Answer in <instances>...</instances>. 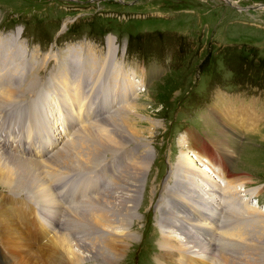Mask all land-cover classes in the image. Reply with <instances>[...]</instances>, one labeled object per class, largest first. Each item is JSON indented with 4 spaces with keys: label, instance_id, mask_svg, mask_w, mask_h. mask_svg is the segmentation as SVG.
I'll use <instances>...</instances> for the list:
<instances>
[{
    "label": "rangeland",
    "instance_id": "rangeland-1",
    "mask_svg": "<svg viewBox=\"0 0 264 264\" xmlns=\"http://www.w3.org/2000/svg\"><path fill=\"white\" fill-rule=\"evenodd\" d=\"M91 1L0 0V142L13 147L0 149L18 158L44 161L57 150H66L64 146L72 141L75 147H83L78 155L72 152L75 162L71 167L65 164L55 170L42 165V177L59 204L52 212L32 188L19 183L13 194L0 184V203L13 221L32 243L25 225L29 222L34 228L39 217L60 224L58 230L69 221L71 230L66 226L62 230L72 235V240L78 238L74 234H86L85 218L75 210L97 214L100 209H112L120 194L130 192L132 182L123 184L118 192L112 178L145 147L150 157L142 165L145 174L138 182L125 225L131 240L123 244L119 259L111 264H197V257L198 261L178 258L176 247L169 248L164 242L165 224L159 207L168 199L165 188H175L172 176L181 167L178 159L206 146L213 153L212 164L228 170L218 183L224 186L223 181L233 176L234 187L220 194L233 224L238 230H262L264 116L255 105L264 112V0ZM218 87L227 95L236 94L235 100L224 106L227 97L220 96ZM9 89L13 94L3 98L2 93ZM254 95L256 103L254 99L246 103L236 100L241 96L247 101ZM133 100L135 105L129 107ZM251 103L258 115L252 113L254 121L259 119L256 127L246 131L234 123L227 125L224 117L230 119L236 108L252 107ZM112 116L135 127L136 138L130 136L113 151L103 147L98 157L91 156L85 163L80 155L88 156L92 147L80 143L94 145V134L105 129L114 132V122H107ZM222 126H227L228 135L216 133ZM231 127L237 130L235 135L230 133ZM77 130H83L80 136ZM209 137L229 138V161L221 158ZM199 154L195 159L202 161V166L198 165L203 169L202 157L208 154ZM96 178L97 184L86 181ZM256 196L259 202L253 200ZM217 204L215 201L212 208ZM19 208H23L27 223L16 212ZM101 215L111 216L109 211ZM221 237L222 232L217 246L222 244ZM3 240L0 233V251L11 262ZM263 247L264 241L258 246L264 264ZM216 251L214 248L211 263L217 260ZM167 254L176 262L166 260ZM2 258L0 253V264H5Z\"/></svg>",
    "mask_w": 264,
    "mask_h": 264
},
{
    "label": "bare ground",
    "instance_id": "bare-ground-1",
    "mask_svg": "<svg viewBox=\"0 0 264 264\" xmlns=\"http://www.w3.org/2000/svg\"><path fill=\"white\" fill-rule=\"evenodd\" d=\"M12 94L13 90L9 89L2 93V97L9 99ZM134 101L135 100L130 103L129 107L133 103L135 105ZM251 104L252 107L248 105L246 108H236V111L232 113L234 114L233 117L230 119H226V117L223 118L222 113L221 117L227 125H232L234 123L235 125L241 126L242 129L248 131L249 129L256 127L259 122V119L257 122L254 121L252 113L255 115L256 113L253 110L254 104ZM124 115L125 114L123 113L122 116L124 117ZM110 120L114 122V124L112 123V126L115 127L113 130L114 132H108L105 129V131H102L99 134H94L97 138V140L91 139L95 142L94 145L85 142L80 143H84L86 148L92 147V149H90L87 153L88 156L80 155V158H82L85 163L90 162L91 156L98 157L103 151L99 152V150L103 147L113 151L114 148L117 149L121 147L120 145L123 144L124 141L129 140L130 136H134L133 138H136L135 136L137 134V130L135 127L133 129L130 126H127L123 120L115 118L114 116L107 119V122L109 123ZM232 127L230 133L235 135V131L237 132V130L235 128H233V130ZM227 131H229L227 126H222V128H219L216 133L220 136L224 134L228 135L229 132ZM82 132L79 133L77 130L76 134L79 133L80 136ZM228 139H215L209 137V141L215 145V149L222 153L221 158H226L227 161H229L232 157V153L228 151L226 153V148H228ZM79 141L80 139L78 142ZM73 143L74 141L66 144L64 146L67 147L66 150H57L56 154L54 152V155L51 154L44 161H30L18 158L16 156H11V154L7 152L5 153V151L0 149V184L9 188L13 194L14 189H17V184L19 183L27 186L28 188H32L34 193L43 199L44 205L48 206L52 212L56 209L57 205L59 206V204L53 198L47 183L42 177V165L44 164L47 168L50 166L55 170L63 168L65 164H68V166L72 164L71 166H73L75 160L72 159V152L74 151L76 155H78L79 153L77 152H79V149L83 148L80 146V148H77L73 145ZM145 150V147L144 149H140L136 155H134L133 158L126 163L122 170L112 178L113 183L115 185L118 184V186L114 188L115 190H118V192L122 189L123 184H126V182L130 180L132 181L129 184L131 187L130 192L120 194V196L117 197L118 202H114L116 206L114 205V207L110 210L100 209L97 214L95 212L82 211L80 208L75 210L76 213H80L79 215L85 218V222L88 227V232L86 234H74L75 237H78L77 239L73 238L74 240H72L70 239V236L72 235L66 233L65 231L64 233L66 234L63 233V226H66L69 230H71L69 225L70 222H65L63 220V226L55 235L50 236L49 238H47L46 234L43 235L44 238L46 237L43 244L39 241L38 243H32L25 237L19 225L13 221V218L6 211L3 204L0 203V225L2 226L0 233L3 234V243L7 247V249H5V253L7 254L10 252L11 255V262H8V264H12L13 259H15V264H80L81 262L83 263L84 260L97 261L96 264H111L119 259L121 251L123 250V244L131 240V238L126 235L127 229L125 225L127 224V216L130 213L129 210L135 202V197L138 191V182L145 174L142 165L144 164L145 166V162L148 163L147 161L150 157L149 151ZM196 151L193 153L194 156L191 155L194 159H192L189 155H183V159H178V165L180 164L181 167H179L172 176V182L174 183L173 185L175 188L166 187L164 190L168 199L166 201L164 200L161 203L162 205L159 207L161 208L159 209L162 217L161 220L165 224L163 229L164 242L170 245L169 248L176 247L175 249L178 252V258H187V256L193 258L191 253H194V255H196L195 257L199 259V261L197 260V264H263V261H261L263 259L259 257L261 251L258 249V246L264 241V226L262 228L260 227L262 230H258L257 228H248L245 231L244 229L238 230V225L233 224V219H231L227 213L228 210L225 209L223 204H221V200L223 199H220V194L225 192L226 189L228 192L230 187H234L235 183L232 179L233 176L231 177V175H229L231 179L223 181L225 183L224 186L223 184H220V182L218 183V181L224 178L223 173L228 171L227 168H221L222 172L220 171V173L215 172V170L211 168L214 173H208L209 168L207 170L204 169L207 167L201 169L197 162L199 160L195 158H198V155H200L199 152H206L208 155L204 156H207V160L209 159V161L213 163L215 161L213 160V153L210 152V150H207L206 146L204 147V150L199 148L197 153ZM222 156H225V158ZM207 160H205L204 163L207 162ZM200 165L202 166V164ZM65 170L69 171L70 169L69 167H65ZM214 175L217 176L216 181L214 179ZM60 178L61 177H59V179ZM169 179H171V176ZM213 183L215 186H211ZM105 200H109V198ZM215 201L218 202V204L215 205L213 209L212 205ZM22 209L23 208H19L16 212L22 217V221L27 223ZM224 209L225 215L222 221V210ZM103 211H109L111 216L108 218L106 215L102 216L101 214ZM250 211L251 210L248 212ZM259 212L260 211L257 210L256 214H259ZM93 219H95V221H93ZM224 220L225 222L228 221V227H225ZM221 221L223 222L222 225H220ZM30 222H32V220ZM21 226L23 227V225ZM25 226L24 227L27 229L28 233L30 232V234H33L32 232L34 228L32 224L28 222ZM191 232H194L199 236H193ZM221 232L222 244L217 246L218 238L220 237ZM243 243L247 245V248H245ZM228 246L229 248L225 250ZM242 247L244 248V251L240 252ZM195 248L197 251H195ZM214 248H217L219 252L217 253L216 251L217 260L211 263ZM239 255H242L243 258H240ZM5 257L7 258L8 256L5 255ZM165 259L172 263L176 262V259L171 254H167ZM190 264L193 263L190 262Z\"/></svg>",
    "mask_w": 264,
    "mask_h": 264
}]
</instances>
